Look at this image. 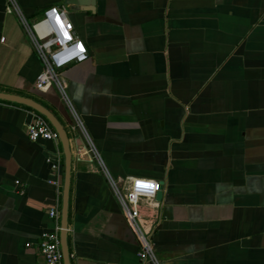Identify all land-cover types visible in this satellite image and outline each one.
Masks as SVG:
<instances>
[{"label": "crops", "instance_id": "obj_1", "mask_svg": "<svg viewBox=\"0 0 264 264\" xmlns=\"http://www.w3.org/2000/svg\"><path fill=\"white\" fill-rule=\"evenodd\" d=\"M16 1L33 21L66 8L88 58L61 75L117 186L163 182L159 198L137 202L161 264H264V0ZM6 7L0 0V92L40 103L68 134L70 264H141L58 91L34 86L41 61ZM31 111L0 99V264H45L38 240L54 229L55 205L61 225L63 146L28 138ZM56 152L59 189L48 181Z\"/></svg>", "mask_w": 264, "mask_h": 264}, {"label": "built area", "instance_id": "obj_2", "mask_svg": "<svg viewBox=\"0 0 264 264\" xmlns=\"http://www.w3.org/2000/svg\"><path fill=\"white\" fill-rule=\"evenodd\" d=\"M6 2L7 11L17 15L41 61L42 69L36 77L34 86L39 90H44L49 86L56 88L71 115V128L79 131L84 138V145L80 150H86L91 159L99 165L101 173L111 186L137 236L138 249L136 254L140 263L161 264L149 234L143 231L139 224L137 207V202L141 198H155L159 190V182L154 179L134 177L129 190L120 189L105 167L99 151L86 132L83 121L67 93L66 82L61 71L70 64L85 61L88 58V51L82 40L74 34L73 25L68 18L66 8L62 6L48 7L43 11L40 18L29 24L16 0H6ZM31 112L33 117L26 126L28 138L31 141L39 139L58 140V134L50 122L37 111L32 110ZM47 162L52 170V178L48 181L59 189L61 187L62 169L60 152L48 157ZM15 183L18 184L19 181L16 180ZM48 213L55 221L54 229L41 234L38 246L45 264H64L60 246L62 227L59 223V207L53 206Z\"/></svg>", "mask_w": 264, "mask_h": 264}, {"label": "water", "instance_id": "obj_3", "mask_svg": "<svg viewBox=\"0 0 264 264\" xmlns=\"http://www.w3.org/2000/svg\"><path fill=\"white\" fill-rule=\"evenodd\" d=\"M82 1H87L92 9L94 0H65L68 9H77ZM0 99L16 102L26 105L38 113L42 114L56 130L58 137L63 146L64 152V181L62 189V207H61V231H60V246L62 251V257L64 264H70V252L67 246V218H68V199H69V183H70V168H71V151L69 146L68 134L63 125L57 120V118L43 105L34 101L33 99L23 97L17 94H11L6 92H0ZM163 182H159V190L156 193V197L159 198L162 195Z\"/></svg>", "mask_w": 264, "mask_h": 264}, {"label": "rangeland", "instance_id": "obj_4", "mask_svg": "<svg viewBox=\"0 0 264 264\" xmlns=\"http://www.w3.org/2000/svg\"><path fill=\"white\" fill-rule=\"evenodd\" d=\"M33 22V20H28V23L31 24Z\"/></svg>", "mask_w": 264, "mask_h": 264}, {"label": "trees", "instance_id": "obj_5", "mask_svg": "<svg viewBox=\"0 0 264 264\" xmlns=\"http://www.w3.org/2000/svg\"><path fill=\"white\" fill-rule=\"evenodd\" d=\"M30 108V107H29ZM30 109H32V108H30ZM33 110V109H32ZM43 116V115H42ZM44 117V116H43Z\"/></svg>", "mask_w": 264, "mask_h": 264}]
</instances>
